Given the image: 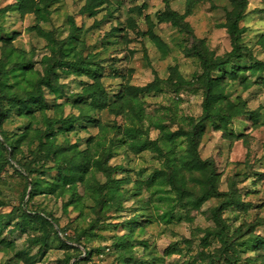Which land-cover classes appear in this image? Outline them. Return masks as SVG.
<instances>
[{
	"label": "clouds",
	"instance_id": "1",
	"mask_svg": "<svg viewBox=\"0 0 264 264\" xmlns=\"http://www.w3.org/2000/svg\"><path fill=\"white\" fill-rule=\"evenodd\" d=\"M0 264H264V0H0Z\"/></svg>",
	"mask_w": 264,
	"mask_h": 264
}]
</instances>
